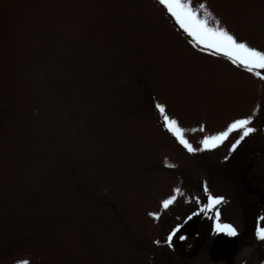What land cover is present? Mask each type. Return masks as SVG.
I'll return each instance as SVG.
<instances>
[{"label":"rangeland","instance_id":"obj_1","mask_svg":"<svg viewBox=\"0 0 264 264\" xmlns=\"http://www.w3.org/2000/svg\"><path fill=\"white\" fill-rule=\"evenodd\" d=\"M191 3L264 50V0ZM189 39L157 0H0V264H173L168 229L197 211L256 225L239 212L245 177L263 192L264 79ZM247 116L255 131L234 151L235 131L203 148ZM205 185L223 197L214 211ZM255 237L237 264H259Z\"/></svg>","mask_w":264,"mask_h":264},{"label":"snow or ice","instance_id":"obj_2","mask_svg":"<svg viewBox=\"0 0 264 264\" xmlns=\"http://www.w3.org/2000/svg\"><path fill=\"white\" fill-rule=\"evenodd\" d=\"M157 3L179 29L190 38L189 43L193 47L206 50L217 56H223L231 64L242 67L249 73L264 79V74H262V70H264V50H259L250 46L246 41L237 39L226 27L221 26L218 19L215 20L214 24H210L209 17H212V13L208 10L205 3H200L196 8L192 6L191 0H157ZM201 11H203V16L200 15ZM155 107L160 113L164 128L175 137L176 141L190 153L197 151L185 138V130L180 127L179 122L167 114L165 106L156 104ZM251 120L252 116L234 119L222 131L204 136L200 143L204 149L215 148L235 131L238 135L229 149L231 153L245 137L255 131L249 126ZM200 130L203 131V127ZM227 159L228 157L226 156L225 160ZM165 166L174 167V165L168 164L167 161H165ZM204 190L207 194V203L204 205V210L214 211L215 205L220 204L223 201V197L213 196L208 193L207 185L204 186ZM179 192V188L174 189V194L161 202L162 206L167 208L172 204L176 199L175 194ZM148 215L153 218L158 217V213L155 212H149ZM216 217L218 219V212H216ZM215 231L226 232L231 236L236 235L235 227L229 223H216ZM173 232H176V229H173ZM255 235L258 239L264 240V217L257 218ZM171 238L172 234L170 233L168 239L171 240ZM154 243H159V241ZM16 264H30V262L27 258H20L16 261Z\"/></svg>","mask_w":264,"mask_h":264},{"label":"flooded vegetation","instance_id":"obj_3","mask_svg":"<svg viewBox=\"0 0 264 264\" xmlns=\"http://www.w3.org/2000/svg\"><path fill=\"white\" fill-rule=\"evenodd\" d=\"M243 182L247 190L244 200L246 205L245 210L239 212L240 218L264 217V214L262 215L264 186L262 187L263 192L257 195L251 191L253 182H249L247 177ZM223 217L224 215L219 214L217 219L216 213L204 214L197 211L195 214L171 224L166 234L167 240L163 242L166 249L164 254L173 256V264H237L236 258L244 245V240L254 234L256 225L250 228L247 221H244L243 230L231 236L226 232L215 231L216 223H225ZM173 229H176V232H173ZM170 233L172 234L171 240L168 239ZM255 241L259 245L257 256H263L259 258V264H264V240L255 237Z\"/></svg>","mask_w":264,"mask_h":264}]
</instances>
